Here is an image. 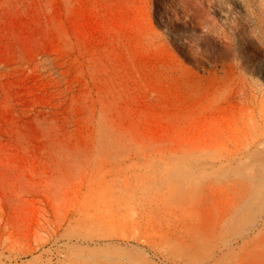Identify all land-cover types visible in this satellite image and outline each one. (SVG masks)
<instances>
[{"label":"rangeland","instance_id":"obj_1","mask_svg":"<svg viewBox=\"0 0 264 264\" xmlns=\"http://www.w3.org/2000/svg\"><path fill=\"white\" fill-rule=\"evenodd\" d=\"M0 264H264V0H0Z\"/></svg>","mask_w":264,"mask_h":264}]
</instances>
